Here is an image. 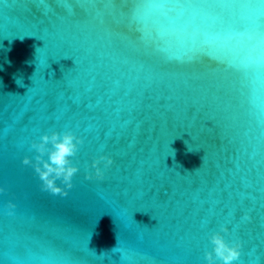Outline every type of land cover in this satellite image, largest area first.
I'll use <instances>...</instances> for the list:
<instances>
[{
  "label": "water",
  "instance_id": "1",
  "mask_svg": "<svg viewBox=\"0 0 264 264\" xmlns=\"http://www.w3.org/2000/svg\"><path fill=\"white\" fill-rule=\"evenodd\" d=\"M0 188V264H207L222 227L264 264V0H0Z\"/></svg>",
  "mask_w": 264,
  "mask_h": 264
},
{
  "label": "clouds",
  "instance_id": "2",
  "mask_svg": "<svg viewBox=\"0 0 264 264\" xmlns=\"http://www.w3.org/2000/svg\"><path fill=\"white\" fill-rule=\"evenodd\" d=\"M83 141L75 136L72 132H64L63 134L53 132L51 136L44 134L40 137L39 143H32L31 148L37 152L35 157L36 163L33 166L35 173L42 182L41 190L53 196L67 197L69 190L73 188V177L78 172V168L72 165L71 157H74L78 151V145ZM51 145L49 149L47 146ZM47 159H44V156ZM101 161L104 162V168L107 169L113 164V160L109 156H101L98 160H94L92 168L95 169V178L102 180L104 171L100 167ZM24 165L32 164V161L25 157L22 161ZM91 175L86 179H92ZM60 180L64 187L57 185L56 181ZM4 189L0 188V192ZM8 215L14 214L16 205L11 201L8 202ZM227 233L228 229L222 227L220 232H215L211 238L213 245L212 251L205 253L207 264H215L218 259L222 264H234L241 256V242H228L221 233Z\"/></svg>",
  "mask_w": 264,
  "mask_h": 264
}]
</instances>
